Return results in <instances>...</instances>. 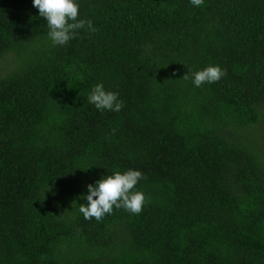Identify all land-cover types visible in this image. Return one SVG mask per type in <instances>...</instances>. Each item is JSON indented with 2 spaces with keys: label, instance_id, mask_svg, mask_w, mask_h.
<instances>
[{
  "label": "trees",
  "instance_id": "trees-1",
  "mask_svg": "<svg viewBox=\"0 0 264 264\" xmlns=\"http://www.w3.org/2000/svg\"><path fill=\"white\" fill-rule=\"evenodd\" d=\"M76 2L96 31L61 46L0 0V264H264V0ZM129 169L143 211L85 220L87 185Z\"/></svg>",
  "mask_w": 264,
  "mask_h": 264
},
{
  "label": "clouds",
  "instance_id": "clouds-1",
  "mask_svg": "<svg viewBox=\"0 0 264 264\" xmlns=\"http://www.w3.org/2000/svg\"><path fill=\"white\" fill-rule=\"evenodd\" d=\"M32 3L39 10L40 17L46 19L48 36L53 45H66L76 38L80 29L96 31L91 20L78 19L79 4L76 0H32ZM190 3L200 7L204 0H190ZM226 74V69L219 65H209L193 74L192 83L196 87L216 83ZM183 78L187 80L189 77L184 75ZM87 99L88 103L101 112H119L124 106L118 93L105 90L102 83L94 85ZM144 178L141 171L129 169L123 173L116 171L97 180L95 184H88L87 204H80L79 211L85 220L95 218L96 221H101L105 215H111L114 208H123L131 214L139 215L147 201L143 192L134 189Z\"/></svg>",
  "mask_w": 264,
  "mask_h": 264
}]
</instances>
